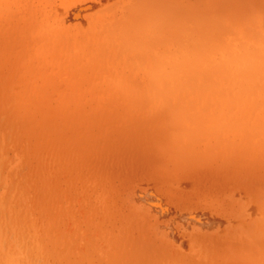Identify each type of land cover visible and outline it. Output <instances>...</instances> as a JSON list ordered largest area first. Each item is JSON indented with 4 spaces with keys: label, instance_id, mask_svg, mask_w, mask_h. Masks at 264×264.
I'll use <instances>...</instances> for the list:
<instances>
[{
    "label": "rangeland",
    "instance_id": "obj_1",
    "mask_svg": "<svg viewBox=\"0 0 264 264\" xmlns=\"http://www.w3.org/2000/svg\"><path fill=\"white\" fill-rule=\"evenodd\" d=\"M173 1L181 3L185 10H205L206 7L207 12L221 17L219 21L231 28L230 31L241 29L238 27L243 24L239 19L243 22L249 19L248 7L243 1L254 4L253 0H230L229 4L221 6L217 0ZM146 2L148 0H0V264H212L210 260L214 264H229L213 242L224 237L230 243L229 253L235 254L238 242L254 239L264 232V158L248 170L230 157L178 160L167 155L156 156L154 152L153 156L144 152L138 154L132 146L131 154L130 147L119 142L121 137L129 136L130 132L125 129L130 130L132 124L127 121L130 117L127 119L129 113L125 109L127 115L124 113L119 119L114 115L123 112L118 105L126 108L133 103L129 98L126 99L130 103L123 96L106 91L109 80L105 76L108 72H118L113 73L117 76L131 75L144 89L147 83L143 79L148 82L144 71L146 73L148 68L136 62L138 70H135L131 58L136 55L128 49V60H131L127 63L133 68L123 61L124 66L120 62L122 66L116 64L115 69L103 60V55L109 50L104 58L118 53L121 48L117 40L122 33L119 23L125 24L131 17L130 12ZM261 2L264 4V0ZM250 19L255 17L250 15ZM199 26L195 30L205 33L207 25ZM188 29L194 31L192 26ZM94 40L101 49V80L96 84H100V89L103 85V90L100 94L82 97L80 102L90 111L94 100L100 97V111L106 110L104 118L100 116L103 126L108 125L103 134L105 139L101 137L98 148L101 154L104 151L103 156L79 153L78 144L83 140L80 138L77 142L68 132L72 129L73 107L63 109L75 90L65 81L67 73L78 66H84L85 70L91 68L86 57L89 42ZM226 40H220V49L215 50L206 64L218 76L233 77L241 68L230 63L228 56H223L221 47L225 44L227 48ZM230 44L234 52L231 57L237 56L235 59L248 50L244 45ZM87 45L81 51L82 46ZM189 46L192 48V44ZM74 48H77L75 52L70 51ZM165 48L167 51L162 49L160 56L169 58L171 55L173 59V64L164 61L163 69L168 71L180 63V58L176 47ZM208 61H213V65ZM127 67L138 71L137 74L133 76V70ZM94 68L88 77L95 76ZM139 74L142 78H138ZM88 83H84L83 88H88ZM233 89L228 92L230 97L235 96L233 100L224 98V92L225 100H220L226 104L224 111L230 109V113L240 111L241 104L250 99ZM214 90L206 91L212 99L218 98ZM112 95L116 100L121 97L115 102ZM109 99L116 103L115 107L114 102L110 104L114 110L107 104ZM158 107L154 106L156 110ZM260 112L257 114L263 117ZM108 114L116 117L115 120L109 119ZM90 115L91 112L88 117ZM124 119L129 125H125ZM108 120L114 121L109 123ZM237 150H229V156ZM238 169L242 172L239 176ZM243 172L247 179L242 177ZM64 236L68 238L65 240ZM56 242H60L61 247Z\"/></svg>",
    "mask_w": 264,
    "mask_h": 264
},
{
    "label": "bare ground",
    "instance_id": "obj_2",
    "mask_svg": "<svg viewBox=\"0 0 264 264\" xmlns=\"http://www.w3.org/2000/svg\"><path fill=\"white\" fill-rule=\"evenodd\" d=\"M217 1L219 2L218 6H221L223 3H225V5L230 3V0ZM253 2L254 4H250L247 1H243V3L248 7L247 14L249 16V19H247L246 22H243L239 19L238 22L243 25L242 27H238L241 28L240 30L236 31H230L229 29L231 28L219 21V19L222 18L219 16H213L211 12H207L206 10L208 9L206 7L205 10H201L202 8H199L197 10L196 8H193L192 10H185L181 6V3H179L178 1H175L174 3L173 0H148V2L142 3L140 5V8L138 7L137 9L132 10L130 12L131 17L128 18L127 21L125 20V24L124 22L119 23V25H121L122 27V33L121 39L117 40V45L121 49L118 51L117 54L114 52L115 54H113L112 58L110 57V55L109 57L104 58L106 56V53L110 52V50L108 52L102 50L105 52H102L105 54V56L103 55V60L107 64L110 63L111 66H115L116 64H118L116 65L118 67L120 66V62L122 63L124 61L123 63L125 64V61L127 63V61L132 59L131 63L134 62V64L132 65L134 66L135 70H138V68L135 67L136 62L137 65L141 64L142 67L148 68L146 73L144 71V75L148 80V82H145V78L143 79V82L147 83V87L144 89L138 86V79L137 81H135V79L133 80V78L135 77L132 78L131 75H127L128 77L120 75L117 76L115 74L118 72H113L115 74H110L108 72L105 77H108L109 83L106 82V78L104 79V81L108 83V86L106 85L107 87H104L106 91L108 90V92L110 93H115L113 94L115 96L116 94L121 95L123 96V99L129 98L130 100H128L133 103L132 105L128 104L131 105L130 107L127 105L129 108L126 105V108H124L122 104L119 103L120 105H118L117 103L119 109L120 107H122L121 109H123V112H121L122 114L114 115L118 116L119 119L120 115H123L126 111L129 113L127 119L128 117L130 118L129 120H126L129 121L128 123L131 122L132 124V126L130 125L131 131L127 128L125 129V126L123 127L125 130H128L130 134H128L129 136L126 139L122 137L118 139L119 142L127 144V147H130L131 154L133 149L135 148L134 151H136V153L138 154H142L144 152L150 153L152 155V153L154 152V155L156 156L167 155L171 159L178 160H198L199 158L211 159V157H224L225 159L230 157V159H235L234 162L238 161L240 165H243L242 167H244V169L248 170H252L260 164V162L264 158V115H262L264 114V110H261V108L264 109V4H262L261 0H253ZM24 8L26 7H23V9ZM84 15L87 16V14ZM101 15L104 16V14ZM250 15L255 17V19H250ZM87 17L89 18V16ZM100 17L99 20L101 21ZM7 19L8 18H6V20ZM95 24L96 22H94L93 25L91 24V26H93L92 28H94ZM3 25H6V23ZM199 25H207L208 28L205 33L200 32V30H195L200 28ZM188 26H192L194 31L189 30ZM111 30L113 29L111 28ZM98 32L99 31H97V33ZM220 40L222 42L223 40H226L227 45L226 50L224 47L225 44H222L221 49L223 51V56H225V58H227L228 56V60L230 63L232 62L235 65H239L241 68V71H239V73L238 71H236L233 77L225 76L227 74H225L224 76H218L213 70H209L207 68L208 63L206 64V61L209 58L213 57V54L215 53L216 49H220ZM94 41L95 42H89V54L86 57V60L91 64V68H87V70H85L84 66H78L76 69H70V72L67 73V76L65 78L66 83L75 90L73 95L67 99V105H64L63 109L70 110V107H73V115L70 119V123L72 129L74 130L70 129L68 130V132L69 134L71 133V137L77 139V142L78 140H80V138L83 140V142H85L86 145H83V142L81 144H78V150L81 155L87 153H93L95 155L101 154L98 148L100 149V141L103 140V134L108 128V125L103 126V124L100 122V116L103 117V113L106 111H100V97L97 100H94L93 103L91 102L92 108L90 109V111H87L83 107L84 104L82 105L83 102H80L82 100V97L87 98L88 96H90V94L94 96L96 94H100V91L103 90V85L100 89L99 84L101 80V49L100 44H98V41ZM107 42L109 43V41ZM230 43L244 45L248 47V50L244 54H242L240 58L235 59L237 56L231 57V54H234V52L230 48ZM189 44H192V48H190V46L188 47ZM170 46L176 47L178 49L177 53L179 54H177L178 56L175 54V56L180 58V60L177 59L180 63L176 61V63L178 64L172 66V69L167 71L166 69H163V67L165 66L164 61L173 64V59L170 58L171 55L169 56V58L160 56V51L163 48ZM85 47H88V45L82 46L81 51H84V49H86ZM75 49L77 48H74L70 51L75 52ZM127 49L130 53L136 55V57H132L128 60V57L130 56L128 55ZM229 49L231 53L229 52ZM83 55L85 56V54ZM114 55H119L120 57H114ZM165 55H167V53ZM8 60L11 59L8 58ZM126 65L133 68L130 63H127ZM94 66L95 68L93 71L97 73L95 74V76L88 77V74H90V70ZM116 66L115 69H117ZM228 66L229 65L227 64V67ZM239 66L235 67L237 68ZM130 70L132 71L133 69ZM141 70L140 73H142ZM103 71L101 72V74L103 73ZM118 71L120 70L118 69ZM136 72L138 71L134 72L133 70V76L137 74ZM0 75H2V73H0ZM139 77L140 74L138 75V78ZM98 81L99 83L96 84V82ZM86 82H89V87L83 88L84 83ZM105 82H103L102 84L105 85ZM139 84L141 83L139 82ZM210 88L215 89L214 91H216V93L218 94V98L215 97L216 99H212V97H209V95L206 94V91ZM232 89H238V94H243V96H247V99L248 97H250V99H248V102H243V104H241V110L235 113L232 112L233 114L230 113V109L227 112L226 109L224 111V108H226V104H224L223 101H220L224 98H227L228 100V98L230 97V94L228 92ZM222 92H224V98ZM234 93L236 92L233 91V94ZM113 95L112 98L115 99V102L118 101L121 97H117L118 99L116 100ZM168 95L170 96V99L168 98ZM211 95H213L214 97V94ZM232 97L235 96L233 95ZM232 97L230 98L232 99ZM107 100H105V104L107 103ZM238 100L239 99H237V101ZM111 101L109 99L107 103L109 104V106H112L110 105ZM112 102H114V100ZM115 102L113 103L114 107V104H116ZM156 105L157 107L159 106L158 110L154 108V106ZM113 106L112 109L114 108ZM238 108L239 107H237V109ZM124 109L126 110L125 112ZM259 111H261L260 113L263 117L257 114ZM90 112L91 115L88 117ZM125 114L127 115V113ZM110 115L108 114V117ZM114 116H110L109 119L114 118L115 120L116 117ZM137 116L139 118H137ZM114 120H110V122L108 120V122L111 123V121ZM126 120L124 122L125 125L128 124ZM121 123L123 125V122ZM112 133L114 134V131ZM112 133L110 135H112ZM69 134L67 135L69 136ZM102 136L103 138L101 139ZM131 146L133 147L132 150ZM233 148H238V150L235 154L229 156V150L232 151ZM107 150H105V152ZM101 155H105L104 151ZM240 169L241 171H243V168ZM259 170H261V168ZM238 173L241 174L242 172H240L239 170L237 172V175ZM244 173L245 172H243L242 177H245L247 179L248 176H244ZM256 175L258 176V174ZM242 179L245 180L244 178ZM218 227L217 229H219ZM53 229L54 227H52V230ZM217 232L219 234L218 230ZM219 235H217V237ZM67 238L68 237H66L65 240ZM228 238L230 237L228 236ZM43 239L44 238H42L41 240ZM49 241H51V239H49ZM208 242L210 241L207 240V244ZM56 243L57 245L59 244V247H61L60 242ZM237 244L238 245H236L237 248L235 249V254H230V243L225 241L224 237L223 239H217L216 242L212 243L213 246L218 247V252H221L228 259L229 264H264V232H262L259 236L254 239H245L243 240V242H238ZM65 250L66 249H64L63 251ZM197 257L199 258V256ZM210 262L214 264L211 260Z\"/></svg>",
    "mask_w": 264,
    "mask_h": 264
}]
</instances>
